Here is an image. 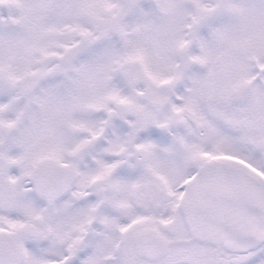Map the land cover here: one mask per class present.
Segmentation results:
<instances>
[{"label":"snow or ice","instance_id":"6c2138e0","mask_svg":"<svg viewBox=\"0 0 264 264\" xmlns=\"http://www.w3.org/2000/svg\"><path fill=\"white\" fill-rule=\"evenodd\" d=\"M0 264H264V0H0Z\"/></svg>","mask_w":264,"mask_h":264}]
</instances>
